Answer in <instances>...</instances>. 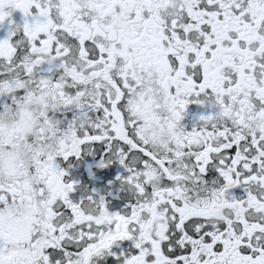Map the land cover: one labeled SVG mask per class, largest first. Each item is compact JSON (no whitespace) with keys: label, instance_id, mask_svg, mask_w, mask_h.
<instances>
[{"label":"snow or ice","instance_id":"snow-or-ice-1","mask_svg":"<svg viewBox=\"0 0 264 264\" xmlns=\"http://www.w3.org/2000/svg\"><path fill=\"white\" fill-rule=\"evenodd\" d=\"M0 264H264V0H0Z\"/></svg>","mask_w":264,"mask_h":264}]
</instances>
